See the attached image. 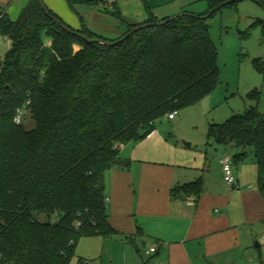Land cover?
<instances>
[{"label": "trees", "instance_id": "16d2710c", "mask_svg": "<svg viewBox=\"0 0 264 264\" xmlns=\"http://www.w3.org/2000/svg\"><path fill=\"white\" fill-rule=\"evenodd\" d=\"M205 1L204 13L164 24L147 9L143 22L124 21L111 45L88 41L91 32L70 28L38 0H28L15 19L0 15V35L10 41L0 57V264H69L81 236L117 233L106 213L104 176L128 168L119 146L144 137L219 82L217 52L199 16L226 0ZM142 24L148 25L120 40ZM248 96L257 99L259 91ZM207 138L237 149L234 163L250 148L264 191L262 113L253 108L210 124ZM200 187L193 181L170 193L197 195Z\"/></svg>", "mask_w": 264, "mask_h": 264}, {"label": "rangeland", "instance_id": "374dc122", "mask_svg": "<svg viewBox=\"0 0 264 264\" xmlns=\"http://www.w3.org/2000/svg\"><path fill=\"white\" fill-rule=\"evenodd\" d=\"M7 1L0 7H10L8 17L16 18L19 11L14 15L11 14L12 11L18 10V4L28 0ZM42 1L70 28H86L93 34L94 39L107 41L121 36L125 30L124 21L134 23L146 18L147 9L158 17L177 5H184L188 13L193 15L207 9L205 0H106L98 5H69L65 0ZM191 1L194 2L190 3ZM205 23L217 52V86L198 102L175 112L174 119H169L166 115L156 121L144 137L125 144L126 151L123 154L128 160L130 155L138 156L140 153L139 155H155L163 161L197 163L208 152L212 170L217 172L219 159L228 157L233 160L237 149L208 139V126L221 124L230 116L253 108L264 115V75L255 66L257 60L256 64L264 69V0H238L229 3L205 18ZM9 48L10 41L0 35V57ZM254 89L259 91L257 99L248 96ZM23 123L26 129L34 126L28 114ZM247 150L249 153L246 158L236 162L233 169L236 171L243 166V173L248 177L250 175L252 179L254 176L251 183L257 187L254 157L251 149ZM155 195V191L144 188L131 191L128 200H125L127 197H115L112 202L107 201L106 213L117 233L105 237L81 236L69 264H168L167 253L161 257L163 250L158 254H145L150 246L156 244L155 240L147 237L130 241L125 237L128 234V220L136 217L134 209H145L152 200L157 202L154 200ZM254 228L256 237L253 240L248 238L247 246L213 261V264H264V225L262 222L256 223ZM258 228L261 231L259 233ZM256 243L260 246H256ZM196 261L198 264L204 262L199 257Z\"/></svg>", "mask_w": 264, "mask_h": 264}, {"label": "crops", "instance_id": "0c3cea01", "mask_svg": "<svg viewBox=\"0 0 264 264\" xmlns=\"http://www.w3.org/2000/svg\"><path fill=\"white\" fill-rule=\"evenodd\" d=\"M5 2L8 1L0 0V5ZM26 3L18 4V10L12 11L11 14H16ZM184 7L172 6L171 10L161 17L153 14L157 18H166L180 13ZM0 8V15L4 13L8 16L11 8ZM205 11L206 9L194 14ZM146 18L136 22H143ZM125 151V144L120 145V156L128 160L123 154ZM237 152L238 150L235 153ZM139 154L130 155L128 168H111L105 172L106 204L107 201L112 202L115 197H127L125 200H128L133 190L147 188L155 191L154 200L157 202L152 200L145 209H134L136 217L128 220V234L125 237L130 241L147 237L155 240L156 244L152 246L156 247V251L153 253L158 254L163 250L161 257L167 253L168 264H198V257L204 261L203 264H213L215 260L242 250L247 246L248 238L253 240L256 237L254 225L260 222L264 225V191H260L258 184L257 187L252 185L254 176L253 179L250 175L246 176L243 166L235 171L233 166L236 163L232 162V174L238 185V188L234 189L223 180L220 159L218 171L212 170L208 152H205L197 163L163 161L155 155ZM254 173L257 181L255 164ZM193 181L200 182L199 194L177 198L171 196L173 187ZM108 220L111 224L109 217ZM259 232L261 231L258 228Z\"/></svg>", "mask_w": 264, "mask_h": 264}, {"label": "water", "instance_id": "95a60500", "mask_svg": "<svg viewBox=\"0 0 264 264\" xmlns=\"http://www.w3.org/2000/svg\"><path fill=\"white\" fill-rule=\"evenodd\" d=\"M238 0H226L224 2H222L221 4H219L218 6L212 8L211 10H209L207 12V14L203 15V16H199L200 18H207L209 16H211L215 11H217L218 9H220L221 7L229 4V3H232V2H236ZM42 10L44 12H47V8H46V5L44 4V2L42 0H38ZM183 15H192V16H195L193 14H189V13H179L177 15H174L172 17H168L166 18L165 20L159 22L160 24H164V23H167V22H170L172 21L173 19L177 18V17H180V16H183ZM196 17V16H195ZM145 25H148V24H142V25H139L137 27L134 28V30L130 31L129 33H127L125 36H123L120 40L124 39L125 37L129 36L130 34H132L135 30L141 28V27H144ZM60 26L66 30V31H70L69 27H67L66 25H63V24H60ZM82 38H85L84 36H81ZM119 40V41H120ZM88 41H91V42H95V43H99V44H104V45H111L113 44L112 42H108V41H104V40H100V39H88ZM187 145H189V143H187ZM256 246H258V244L256 243Z\"/></svg>", "mask_w": 264, "mask_h": 264}, {"label": "built area", "instance_id": "2783aa9c", "mask_svg": "<svg viewBox=\"0 0 264 264\" xmlns=\"http://www.w3.org/2000/svg\"><path fill=\"white\" fill-rule=\"evenodd\" d=\"M169 119L174 118L175 116V112H172L170 114L167 115ZM14 121L16 123H20L21 121V112L18 111ZM220 165H221V169H222V173H223V180L225 182H227L228 184L232 185L234 189L238 188L237 182L232 174V160L229 159L228 157H223L222 159H220ZM156 251V247L152 246L150 247L148 250H146L145 254L148 255L150 253H153Z\"/></svg>", "mask_w": 264, "mask_h": 264}]
</instances>
